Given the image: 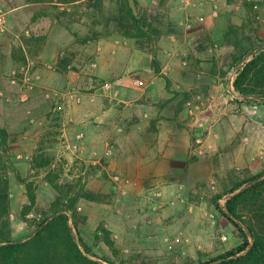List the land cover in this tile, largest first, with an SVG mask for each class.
Returning a JSON list of instances; mask_svg holds the SVG:
<instances>
[{
	"label": "rangeland",
	"instance_id": "374dc122",
	"mask_svg": "<svg viewBox=\"0 0 264 264\" xmlns=\"http://www.w3.org/2000/svg\"><path fill=\"white\" fill-rule=\"evenodd\" d=\"M128 8L144 20L140 26L146 36L125 35L138 31ZM0 17V126L8 133L13 166L7 178L14 239L29 238L39 216L34 210L21 217L28 196L20 174L34 182L37 206L43 209L59 198L56 185L81 188L74 231L98 259L198 264L242 244L222 210L227 211L232 179L264 170L260 162L247 167L252 162L243 157L252 148L243 125L254 118L264 127V74L252 75L249 83L256 93L248 97L234 87L245 60L264 51V0H0ZM154 51L161 73L152 63ZM180 54L194 67L193 80L203 85L210 77L216 85L212 92L181 95L186 110L178 118L172 117L173 110H164L166 129L184 132L176 139L187 136V149L177 151L175 168L155 154L150 157L158 159V166L151 174L134 165L125 168L139 158L154 132L149 128L155 115L137 111L143 120H130L147 83L143 78L165 79L163 67L179 65ZM101 66L104 78L95 75ZM14 73L18 85L8 82ZM25 74L30 75L27 82ZM113 76L129 78L136 87L129 104L121 101ZM46 77L54 82L42 85ZM154 85V98L159 99L160 86ZM25 91L28 99L22 101ZM154 106L145 109L158 110ZM99 108H111L105 122ZM75 124H89L98 132L94 146L82 144L86 134L75 133ZM103 124L107 127H98ZM67 125H73L72 136ZM117 138L123 142L116 143L119 151L113 141ZM131 141L137 152L129 151ZM243 218L249 220L251 213Z\"/></svg>",
	"mask_w": 264,
	"mask_h": 264
},
{
	"label": "trees",
	"instance_id": "16d2710c",
	"mask_svg": "<svg viewBox=\"0 0 264 264\" xmlns=\"http://www.w3.org/2000/svg\"><path fill=\"white\" fill-rule=\"evenodd\" d=\"M29 2L68 4L81 0H28ZM130 18L138 29L127 30L126 36L144 37L147 32L140 24L131 8ZM146 20V19H145ZM19 51L23 53L22 49ZM153 66L156 73H161V65L157 53L153 54ZM264 74V51L256 52L245 60L234 82L236 90L244 97L255 92L249 83L252 75L261 77ZM170 83L168 77L165 78ZM264 96V95H263ZM262 96V98H264ZM8 133L0 126V264H114L98 256L87 246H82L74 231L77 213V202L82 195L81 188L60 190L59 198L48 209L37 206V194L34 182H28L18 174L19 180L25 184L28 202L23 205L22 219L34 210L39 214L36 218L34 233L27 239L16 240L13 237L12 207L10 185L7 175L13 171L10 160ZM226 210L222 212L235 225L243 239L242 244L198 264H264V170L232 179ZM53 184L52 180H49ZM222 197V196H220ZM251 213L249 220H243V213ZM96 257V258H94Z\"/></svg>",
	"mask_w": 264,
	"mask_h": 264
},
{
	"label": "crops",
	"instance_id": "0c3cea01",
	"mask_svg": "<svg viewBox=\"0 0 264 264\" xmlns=\"http://www.w3.org/2000/svg\"><path fill=\"white\" fill-rule=\"evenodd\" d=\"M184 53L188 57L190 52H184ZM58 54H59V52H57V53L55 52L56 57L58 56ZM179 61H180V64L177 66L172 67L171 65L166 64L163 67V72H165L168 75V77L170 78L169 84H167L166 80L162 79V78L156 77V79H158V80H155L154 77H152L151 79L146 78V80L143 78L144 82H147V83L144 85L143 90H141L142 91L140 94L141 100H139V102L135 108L137 110H135V114L131 115L130 120L135 121V120H137L136 117H139V118L141 117L140 119L143 120V116H139L140 113H138L137 111H139V112L142 111L141 114H144L145 116L146 115L147 116L148 115H155L153 119L151 118L152 121H151V125L149 128L150 131L153 130L154 132L152 135V141L148 142V146H147L146 142L143 143L142 148H145V149H143L142 154H139V158H136L133 161H131L132 163H126L128 165L125 164L124 165L125 168H129L130 166L134 165L132 168H138V167L140 168L141 167V173L151 174V173L155 172L156 168L158 166V163H156L158 161V159L156 161H153V159L150 157L151 154H155V155L159 156L160 157L159 160H161V162H163L165 164V166L175 168L174 163H175V157H176L177 151L180 149H182V150L187 149V143H188L187 136H186V139H184V137H182L180 140L176 139L178 135H182V134H184V132H179L178 129H175V130H167L166 129L164 121L169 119V118L164 113V110H170V111L173 110V116L172 117L178 118L180 116V114H182L184 112V110H186V106L183 105V104H185L184 100H183V104H182V102H179L181 95L188 98L191 94L198 92V90H205L208 92H212L216 85L212 83L213 82L212 80L208 79L210 77L206 78V81H204L205 79H203V81H204V83H202L203 85L197 83V81L195 79L193 80L192 76H191L192 67H193L192 64L191 63L189 64L187 59L183 60L181 54L179 57ZM54 62H52V64ZM168 65L170 67H168ZM150 71H152V70H150ZM106 74H107L106 70H104L103 66H101L100 70H97L95 73V75H99L100 77H103V78L106 77ZM112 79L116 80L114 82L118 84V87L120 89L121 98H122L121 101H124L126 104H129L131 102L129 95H131V96L134 95V93H135L134 89L136 87L132 86V82L128 80L129 78H126L128 81L123 79V78L116 77V76H113ZM159 79H161L163 81H161ZM53 82H54L53 78L46 77L42 80V85L43 84L45 85L46 83H53ZM155 83H158L160 86V89H157V92H159V95H158L159 99L154 98V95H155V85L154 84ZM198 96H200V95H198ZM203 97H204V95H203ZM136 99H138V98H136ZM155 102H157L156 106H159V108H157L158 110L153 111V110H151V108H150V110L145 109V107H147V106L153 107ZM189 102L190 101H188L186 103H189ZM156 106H154V107H156ZM263 110H264V108L262 109V113H263ZM110 111H111V108L109 110H107L106 108L104 110H102V108H99L97 113L99 114L98 116H99V118H101V121L105 122V118H103V116H105V114H108ZM95 113H96V111H95ZM117 118H119V116H117ZM118 120L119 119H117V121ZM233 121H235V119ZM257 121L258 120L251 118L248 123H246L244 125L242 124L243 127L246 128L245 131L249 132L247 137L249 136L248 140L251 141L250 146L252 147L251 150H246L245 154L243 156L244 158H247V161L250 160L252 162V163H247L246 166L249 168H251V167L253 168L259 162L261 163V165H263V163H264L263 162L264 161V154L259 155L260 149L262 147L264 148V127H263V129H260L262 123L260 124ZM262 122H263V120H262ZM182 123H184V122H182ZM234 123H238V122L235 121ZM72 126L71 127L68 126L67 129L69 130L70 128H72ZM178 126H181V124L178 123ZM83 127L84 128H81L78 124H75L73 128H76L75 133L77 132V130L78 131L83 130L85 132V134H86L85 140L82 141V144L84 143L88 147L94 146L96 141H97L96 135L98 134V132H92L89 124L84 125ZM98 127L105 128L107 126L105 124H103V125H99ZM138 127H140V126H138ZM145 129H146V131L144 133L147 134L149 132L148 128H145ZM89 130H90V132H89ZM69 134H70V136H72L71 130H69ZM156 140H158V141L156 142ZM87 141H89V142H87ZM113 141H115V143H114L115 148L119 151L120 148L117 145L118 141H119L118 138L115 140L113 139ZM119 143L121 145H123L122 141H119ZM153 143H155V145L153 147H151V144H153ZM130 144H131V146H130L131 148L129 149V151L130 152L136 151V149H137L136 148V142L131 141ZM84 149H85V146H84ZM137 151H138V149H137ZM256 157H258V158L256 159ZM257 160H259V161H257ZM164 168L165 167H163V169Z\"/></svg>",
	"mask_w": 264,
	"mask_h": 264
},
{
	"label": "built area",
	"instance_id": "2783aa9c",
	"mask_svg": "<svg viewBox=\"0 0 264 264\" xmlns=\"http://www.w3.org/2000/svg\"><path fill=\"white\" fill-rule=\"evenodd\" d=\"M2 24V19H1V17H0V25ZM28 72V71H27ZM28 79L30 80V75L29 74H25L24 75V82L26 81H28ZM2 81H3V78H2V76H0V86H1V84H2ZM8 82H10V83H12V84H14V85H18L19 84V81H18V78H17V76H16V74L14 73L13 75H11L10 76V78L8 79ZM23 89V88H22ZM22 89H21V91H22ZM1 94H3V92H1ZM56 95H59V92H57L56 93ZM71 98H74L75 96L74 95H71L70 96ZM28 99V95H27V92L25 91V92H23L22 94H21V100L22 101H25V100H27ZM224 238L226 239V236H224Z\"/></svg>",
	"mask_w": 264,
	"mask_h": 264
}]
</instances>
